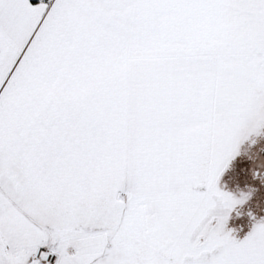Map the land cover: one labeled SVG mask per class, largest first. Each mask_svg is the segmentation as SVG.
<instances>
[{
  "label": "snow or ice",
  "instance_id": "snow-or-ice-1",
  "mask_svg": "<svg viewBox=\"0 0 264 264\" xmlns=\"http://www.w3.org/2000/svg\"><path fill=\"white\" fill-rule=\"evenodd\" d=\"M62 96L105 134L77 221L93 243L0 232V264H264V216L227 227L251 193L219 186L264 100V0H0V195L36 179Z\"/></svg>",
  "mask_w": 264,
  "mask_h": 264
},
{
  "label": "crops",
  "instance_id": "crops-1",
  "mask_svg": "<svg viewBox=\"0 0 264 264\" xmlns=\"http://www.w3.org/2000/svg\"><path fill=\"white\" fill-rule=\"evenodd\" d=\"M60 100V115L49 111L40 114L45 136L36 147V179L14 169L3 185L0 232L9 239L13 249L20 245H16L15 238L20 236H17L19 228L17 234L14 232L15 221L21 222L25 231L35 238L59 239L67 247L78 244L84 248L85 238L89 239L86 247L93 243L90 236L78 229L77 221L92 164L102 148L105 134L69 97L62 96ZM245 118L246 114L240 127ZM121 252L117 249L110 259H121L122 256H117Z\"/></svg>",
  "mask_w": 264,
  "mask_h": 264
},
{
  "label": "flooded vegetation",
  "instance_id": "flooded-vegetation-1",
  "mask_svg": "<svg viewBox=\"0 0 264 264\" xmlns=\"http://www.w3.org/2000/svg\"><path fill=\"white\" fill-rule=\"evenodd\" d=\"M259 128L260 130L257 131ZM245 141L247 143H245L243 147L242 158L239 160H235L234 158V160L230 162V167L228 169H234L235 164H237V167L240 166V161L244 160L245 170L251 169L253 172H251L252 178L258 181L250 180V177H246V180H243L244 178L236 180L237 178H234V174L227 172V174H225V182L223 181L221 183L225 186L223 188L224 190L234 193L237 197L240 196V191L251 193L249 198L243 204L236 206L229 216L227 227L234 229L235 235L238 233L239 235H244L249 229L252 222V218L248 215L249 212L253 213L257 218L264 216V169L261 170L259 164V161H263L264 164V117H259L256 127L247 135ZM257 165L258 167H256ZM249 170H246V172ZM254 173L257 174L254 176ZM237 213H239V215H237Z\"/></svg>",
  "mask_w": 264,
  "mask_h": 264
},
{
  "label": "rangeland",
  "instance_id": "rangeland-1",
  "mask_svg": "<svg viewBox=\"0 0 264 264\" xmlns=\"http://www.w3.org/2000/svg\"><path fill=\"white\" fill-rule=\"evenodd\" d=\"M261 116L264 117V100H259V101L254 102L253 106L246 113V118H245L244 122L242 123L243 124L242 127H240V130H239L238 143H237L238 155L234 157L235 160L236 159L239 160L240 158H242L241 155L243 153L242 152L243 149H244L243 147H244L245 143H247L245 141L246 138H247V135H249V133H251L254 130V128L256 127L257 122L259 121V117H261ZM260 128L257 129V131H259ZM234 158L231 161H233ZM230 162H229V164H230ZM259 164H260L261 170H263L264 169L263 161H259ZM229 167L230 166H228L225 169V171L222 173V175L220 177V180H219V186L222 189L225 186H223L221 183L223 181L225 182V180H226V178H225L226 175L225 174H227V172H230V173L234 174L233 176H234V178L235 177L237 178L236 180H239V179H242V178H244L243 180H246V177H250L251 178L250 180L258 181L256 179L252 178V173L253 172L251 171V169L250 170L246 169V170H249L248 172H246V170H245V161L244 160L240 161V166H238V167H237V164H235V168L234 169L229 170L228 169ZM256 167H258V165ZM243 175H244V177H243ZM241 193H244V191H240L239 192V194H241ZM146 215H147L148 218H150L152 216H155L156 212H155L154 209H149L147 211ZM14 224L17 226L14 229V232L17 234L18 233L17 229L19 228V233L17 234V236H20L19 239H18V237L15 238L18 241V243H16V245L17 244L24 245V244H27V243H29V242H31V241H33L35 239V235H31L30 232L25 231V227L24 226L22 227V223L21 222L15 221ZM20 230H24V231L20 232ZM237 236H243V235H239V233H238ZM88 243H89V239L85 238V240H83V246L86 247L88 245ZM78 246L81 247L80 245L77 244L76 247H78ZM119 251H121V250L119 249ZM121 253H122L121 255L119 253L117 256L118 257H121V256L123 257V255H124L123 251ZM118 260H120V258H116L115 261H118Z\"/></svg>",
  "mask_w": 264,
  "mask_h": 264
}]
</instances>
